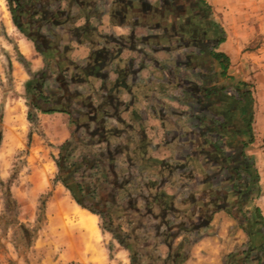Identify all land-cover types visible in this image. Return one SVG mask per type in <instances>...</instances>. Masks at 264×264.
<instances>
[{
	"label": "rangeland",
	"instance_id": "374dc122",
	"mask_svg": "<svg viewBox=\"0 0 264 264\" xmlns=\"http://www.w3.org/2000/svg\"><path fill=\"white\" fill-rule=\"evenodd\" d=\"M203 2L222 33L217 49L225 55V71L218 69L220 83L217 81L216 88H224L226 96L234 89L250 96V131L242 140L257 179L242 212L254 217L257 209L264 226V0ZM25 47L28 54L23 53ZM174 49L162 56L170 59L177 52L179 69H174L168 59L170 69L165 72L163 85L172 92L169 82L176 73L175 82L186 89L176 96L187 112L197 114L196 93L190 89L196 83V87L207 83L184 68L181 62L185 61L179 59L181 51ZM60 67V62L51 65L44 61L42 65L31 42L13 23L10 0H0V264H224L228 254L245 249L247 238L239 223L224 211L203 205L210 190L228 192L229 185L222 181L223 172L213 181L201 176L202 149L198 159L197 153L192 156V167L181 166L184 179L178 186L182 192L173 210L165 211L167 205L154 206L146 201L135 210L126 202L131 195H121L118 201L124 202L113 205L115 194L102 187L108 185L102 177L108 170L105 162L113 164L121 145L111 147L110 141L104 140L101 120L94 113V98L84 99L83 90L74 95L69 88L70 98H65L69 106L64 108L67 117L40 115L31 106L27 82L41 71L47 79L40 83L41 91L46 95L60 93L54 82L55 68L59 71ZM120 163L125 164L122 159ZM203 165L206 176L215 174L211 164ZM189 175L193 180H188ZM128 177L129 173L123 176ZM62 183L77 191L83 207L73 201ZM145 190L143 193L149 194ZM105 191L110 203L104 205L98 194ZM69 207L99 214H94L99 235L95 253L82 254L64 242L58 225L61 208ZM147 214L158 218L150 221ZM119 215L124 217L121 224L117 222ZM244 263L256 264L254 254Z\"/></svg>",
	"mask_w": 264,
	"mask_h": 264
},
{
	"label": "crops",
	"instance_id": "0c3cea01",
	"mask_svg": "<svg viewBox=\"0 0 264 264\" xmlns=\"http://www.w3.org/2000/svg\"><path fill=\"white\" fill-rule=\"evenodd\" d=\"M153 1L18 0L19 16L32 29L31 34L37 45L34 50L42 65L44 61L51 65L62 64L59 71L55 68L57 72L54 77H61L62 80L68 77L63 84L66 85L63 88L65 93L71 89L76 95L83 90L84 99L92 101L94 98V113L101 120L104 140L110 141L111 147L112 144L121 145L113 164L110 166L105 162L108 170L102 177L103 181L108 182L102 187L109 192L112 189L115 194L112 204L123 203L124 200L118 201L121 195H131L126 202H131L129 205L135 210L146 201L154 206L162 203L167 205L165 211H171L182 192L178 186L184 179L181 166L186 164L187 168L191 164L192 167L195 163L192 156L198 154L199 149H204V140L208 139L209 135L199 132L200 95L202 89H206L207 94L214 93L219 82V68L209 58L184 60L179 56L180 61H185L181 62L183 66L189 65L188 71L198 78L202 76V81L207 83L205 87H196L195 82L194 89L189 88L193 95L196 93V103L200 109L197 114L187 112L186 105L176 96L186 90L175 82L176 73L172 74L173 79L169 82L172 92L164 86L165 72L170 68H167L169 63L166 62L169 58L162 54H168L171 50L167 51L162 46L159 34L145 19L144 6ZM31 44L33 46V42ZM176 53L175 57L171 55L169 61L177 70ZM215 53L223 54L217 48ZM200 67L205 70H199ZM211 95L207 96V101L213 98ZM90 105L92 107V103ZM59 106L54 107L57 111L50 114L67 117L65 107ZM96 109H99L98 112ZM108 153L105 152L106 155ZM201 154L204 172L201 176L209 181L220 177L222 171L215 167V174L205 175L207 167L203 164L211 163L204 159V153ZM121 159L125 164L121 165ZM126 173L131 177L123 178ZM189 179L193 180V176L189 175ZM143 190L149 194H144ZM106 191L98 194L104 205L110 203L106 200L109 193ZM130 199L133 200L128 201ZM203 205L209 207L207 203ZM147 216H150V221L158 218V215ZM135 217L137 215L134 214ZM117 218L120 224L124 220L121 215ZM145 221L150 223L147 219ZM120 230L124 231L122 227Z\"/></svg>",
	"mask_w": 264,
	"mask_h": 264
},
{
	"label": "trees",
	"instance_id": "16d2710c",
	"mask_svg": "<svg viewBox=\"0 0 264 264\" xmlns=\"http://www.w3.org/2000/svg\"><path fill=\"white\" fill-rule=\"evenodd\" d=\"M13 23L16 27L14 21ZM221 35V30L217 26V45L222 41ZM211 59L214 61L220 59L222 64L220 69L224 73L225 56L214 53ZM45 77L46 74L44 72H36L32 79L27 82L26 91L32 108L42 114H50L57 111L56 108L42 107L35 103L36 97H42L39 95V93H42L40 83L43 82ZM37 78L41 81H38ZM224 91V88L219 87L215 89L214 93L212 91L207 94L206 89H202L200 95V106L203 110L201 109L199 114L201 124L199 132L201 135L203 133L209 135L208 139L204 140L205 145L202 146V148L204 147L202 153L204 152V159L211 163V166L225 174V179L222 181L229 185L228 192L223 190L208 192L207 206L222 210L231 216L239 223L240 229L247 238L245 249L241 252L228 254L224 264H245V260L249 258L251 253L254 254L256 264H264V226L259 212L255 209L253 211L255 213L254 217H249L242 212V209L246 207L253 191L256 189L257 179L252 160L244 154L242 140L243 135L245 136L250 131V96L248 93H240L239 89H234L233 94L228 96L224 94ZM208 95L213 96L214 99L211 98L210 101H207ZM44 98H47V96ZM208 103H210V106ZM212 107L214 108L212 109ZM206 113L209 114V117H206ZM217 117L220 120H217ZM57 167L61 168L59 164ZM62 184L73 196V201L78 206L83 207L75 195L77 191H74L66 183ZM76 188L77 190L79 189L78 186ZM220 195L231 197V206L228 205L223 208L222 205L216 204L221 201ZM89 211L93 213L91 210ZM93 214L97 215V213Z\"/></svg>",
	"mask_w": 264,
	"mask_h": 264
},
{
	"label": "flooded vegetation",
	"instance_id": "af4514ba",
	"mask_svg": "<svg viewBox=\"0 0 264 264\" xmlns=\"http://www.w3.org/2000/svg\"><path fill=\"white\" fill-rule=\"evenodd\" d=\"M10 3L12 18L17 29L33 42L34 49H37L36 42L31 34V27L19 16L18 0H10ZM144 7L146 21L159 34L162 46L167 51L173 48L176 51H181V57L184 60L192 58L211 59L218 47L216 44L217 25L209 18L203 0H154L152 3H146ZM214 62L221 71L220 59ZM184 68L189 69V65L184 64ZM199 70L204 71L205 69L200 67ZM44 80H47L46 77ZM54 82L58 83L60 93L49 92L47 95L43 92L39 93L42 97H36L35 103L42 107L50 106L51 108L57 107V105H60L59 107L69 106L65 98L70 97L65 93L66 85L63 86L66 80L55 76ZM43 96H47V98ZM221 196L220 203L216 204L222 205L223 208L228 205L231 206L232 198Z\"/></svg>",
	"mask_w": 264,
	"mask_h": 264
},
{
	"label": "bare ground",
	"instance_id": "6f19581e",
	"mask_svg": "<svg viewBox=\"0 0 264 264\" xmlns=\"http://www.w3.org/2000/svg\"><path fill=\"white\" fill-rule=\"evenodd\" d=\"M28 52L25 47L23 53ZM60 214L58 230L63 232L67 246L82 254L95 253L94 244L99 239L95 215L86 213L80 207L61 208Z\"/></svg>",
	"mask_w": 264,
	"mask_h": 264
}]
</instances>
